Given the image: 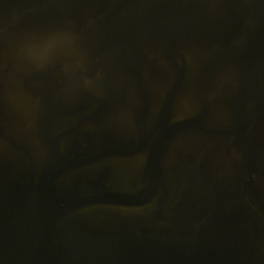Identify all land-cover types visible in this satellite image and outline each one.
Returning <instances> with one entry per match:
<instances>
[{"label":"water","instance_id":"95a60500","mask_svg":"<svg viewBox=\"0 0 264 264\" xmlns=\"http://www.w3.org/2000/svg\"><path fill=\"white\" fill-rule=\"evenodd\" d=\"M0 264H264V0H0Z\"/></svg>","mask_w":264,"mask_h":264}]
</instances>
